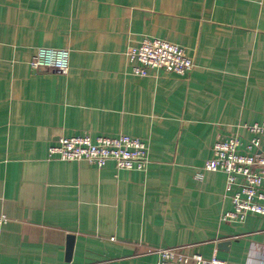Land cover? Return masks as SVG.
Here are the masks:
<instances>
[{"label":"crops","instance_id":"0c3cea01","mask_svg":"<svg viewBox=\"0 0 264 264\" xmlns=\"http://www.w3.org/2000/svg\"><path fill=\"white\" fill-rule=\"evenodd\" d=\"M145 37L184 47L192 72L132 74ZM38 47L69 49V70H32ZM255 123L264 0H0V264H156L173 246L264 264V217L221 221L236 187L196 178L219 137L247 143ZM82 133L141 139L146 168L48 158Z\"/></svg>","mask_w":264,"mask_h":264},{"label":"built area","instance_id":"2783aa9c","mask_svg":"<svg viewBox=\"0 0 264 264\" xmlns=\"http://www.w3.org/2000/svg\"><path fill=\"white\" fill-rule=\"evenodd\" d=\"M70 50L63 47H38L29 64L32 70H57L66 73L70 67ZM130 71L147 76L150 69L166 70L186 76L195 66L194 59L184 47L166 39L145 37L127 52ZM253 136L244 143L238 135L219 137L213 145V155L197 172L202 180L204 171L226 174L227 187H236L231 195L233 209L222 213L221 221L243 222L250 215L264 217V123L249 125ZM149 146L129 134L119 136L82 133L61 137L48 149L49 159L87 161L98 168L114 162L118 169L144 170L148 163ZM9 217L0 213V225ZM112 240L115 237H111ZM158 255L156 264H228L217 255L206 257L189 250V246L153 249Z\"/></svg>","mask_w":264,"mask_h":264},{"label":"water","instance_id":"95a60500","mask_svg":"<svg viewBox=\"0 0 264 264\" xmlns=\"http://www.w3.org/2000/svg\"><path fill=\"white\" fill-rule=\"evenodd\" d=\"M68 238H69V241H68V244H67V257L70 260L72 252H73V245H74L75 236L70 234ZM229 244H230L229 240L228 241H221L218 244V247L221 250L222 249H228Z\"/></svg>","mask_w":264,"mask_h":264}]
</instances>
